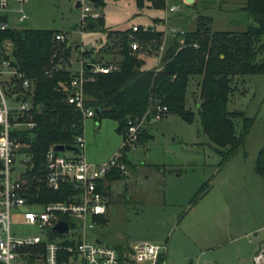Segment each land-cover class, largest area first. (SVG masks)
<instances>
[{
    "label": "rangeland",
    "instance_id": "obj_1",
    "mask_svg": "<svg viewBox=\"0 0 264 264\" xmlns=\"http://www.w3.org/2000/svg\"><path fill=\"white\" fill-rule=\"evenodd\" d=\"M77 3H82L92 12L98 13L99 18L104 21L102 27L86 29V24L92 23V20L85 19L84 28L81 8H76ZM157 3L158 0L145 1L141 8H137L135 0H102L99 6L89 0H30L25 7L28 19L17 23L11 15L9 26L15 27L16 30H51L63 34L66 40L62 44L71 46L68 61L70 73L74 74L82 60L85 63L93 59L97 64H117L121 58L120 45L114 32L126 31L133 26L159 34L156 40H133L132 42L139 43L140 50H131L136 58L144 61L143 69H157L160 68L162 55L168 48V40L178 38V32L194 31L198 16L212 19L213 32L241 33L250 23L242 10L245 0H193L192 3L169 0V4L179 6L178 11L173 14H165V0L162 6ZM171 29L176 32L175 37L169 33ZM80 53H86L88 56L82 57ZM199 82L198 77L189 82L186 97V109L195 114L197 105L201 103ZM232 86L227 111L243 113L245 117L253 120L243 148L225 162L223 156L218 153L225 150L216 147L202 133L197 115L191 123L184 122L175 115H165L156 125L142 131L143 141L127 154V159L137 168V172L134 176H122L113 184L108 197L111 219L109 213L104 218L103 226L88 229V241L97 237L105 244L113 246L118 241L116 238L123 235L150 237L154 233L151 218L156 214L149 209L141 215L136 214L134 205L128 203V195L133 194L132 188L137 182L136 195L144 199L149 196L160 199L161 193L165 194L168 207L160 212L159 217L166 218L175 212H181L182 217L188 208L187 204L200 190L204 193L202 204L205 206L211 209L218 206L233 207L235 216L230 218L227 211V217H223L226 221L221 222L222 229L211 224L212 237L206 246L214 248L215 245H220L218 248L230 249L260 248L259 252H264V179L254 174L252 164L261 147H264V75L235 77ZM234 123L237 131H240L241 121L236 119ZM116 129L117 124L113 120L84 121V157L88 163L97 164V161L101 160L106 162L119 151L122 138L116 133ZM146 135H150L151 139L145 138ZM160 186H163L162 192ZM182 187L192 188L194 191L184 205L178 195V189L181 190ZM189 212L182 220L180 228L177 230L174 226L168 234V237L173 235V241L179 237L183 242L184 225L194 214ZM240 220L244 226L239 225ZM255 226L262 229L251 231ZM174 229L176 230L173 232ZM11 230L23 233L26 227L13 225ZM217 233L220 238L215 240L214 234ZM138 239L149 240L145 237ZM177 248L187 247L183 243ZM189 248L196 247L190 245ZM176 263L188 264L180 260ZM197 263L198 259L191 262Z\"/></svg>",
    "mask_w": 264,
    "mask_h": 264
},
{
    "label": "trees",
    "instance_id": "obj_2",
    "mask_svg": "<svg viewBox=\"0 0 264 264\" xmlns=\"http://www.w3.org/2000/svg\"><path fill=\"white\" fill-rule=\"evenodd\" d=\"M145 1L151 0H135L136 7L141 8ZM157 4L162 6L163 0H158ZM242 10L250 23L241 33L213 32L212 19L198 16L194 31L168 40V48L161 59L162 68L158 72L143 69L144 61L133 55L130 44L133 40H156L159 34L143 30L140 26L136 32L132 28L114 32L119 38L121 56L115 64L117 69L107 75H96L93 81L84 85V108L98 111L93 118L96 122L101 119L115 121L116 133L121 138L127 131L128 120L140 117L151 103L165 107L168 115L178 116L187 123L193 122L197 115L202 133L216 147L225 150L218 153L225 162L228 161L243 148L253 125V120L243 113L227 111L232 80L235 77L264 75V0H245ZM103 23L102 18L95 22L92 20V23L86 24V29L102 27ZM55 34L58 33L34 29L0 32V49L2 42H10L12 65L34 85L33 120L37 126L27 132L22 141L28 145L24 152L28 153L32 162L31 170L23 176L30 201L37 204L62 202L70 195V188L66 185L58 191L46 188L45 154L51 147H72L75 137L83 131L81 113L66 101L65 88L74 74L69 70L52 71L60 60L69 65L71 51L70 45H59L54 41ZM80 55L88 56L86 53ZM89 63L97 64L93 59ZM194 77L200 78L201 103L196 107V114L186 109L187 90ZM236 119L241 121L240 131L236 129ZM30 133L33 134L31 137ZM146 136L151 139L150 135ZM143 139L141 134L139 144ZM123 161L129 165L126 151ZM255 173L264 177V150L257 155ZM106 178L119 180L122 175L113 171ZM203 195L200 190L189 206L196 204ZM94 221L102 225L104 219L95 218ZM116 249L122 256L126 254L124 247ZM163 259L159 258L157 264H162ZM120 264L132 262L123 258Z\"/></svg>",
    "mask_w": 264,
    "mask_h": 264
},
{
    "label": "built area",
    "instance_id": "obj_3",
    "mask_svg": "<svg viewBox=\"0 0 264 264\" xmlns=\"http://www.w3.org/2000/svg\"><path fill=\"white\" fill-rule=\"evenodd\" d=\"M29 1L0 0V18L6 17L5 23L0 22V32L16 29L9 26L11 15L15 17L17 23L28 19L25 7ZM181 1L185 3L184 0ZM165 2V14L178 11V5L169 4V0ZM80 8L83 27L85 19L99 18L98 13L92 12L82 3ZM137 30V26L132 27L133 32ZM169 33L175 37L176 32L173 29L169 30ZM178 33L182 35L184 32ZM65 40L63 34L58 33L54 36V41L57 43H64ZM2 44L0 50V264H120L123 258H127L132 264H157L159 258L167 252L166 244L130 243L121 246L126 251L122 256L115 246L88 241L86 231L97 226L95 218H105L107 214V200L103 186L106 175L116 171L122 176H129L128 165L123 161L125 151L128 154L129 151L135 150L142 131L160 122L167 115V109L157 103H151L140 117L129 119L127 131L122 137L121 148L104 163L92 164L85 160L83 131L74 139L72 147L75 148V152L58 153L53 147L49 148L45 154L44 184L52 191H58L62 185H66L70 188V195L62 202L33 203L30 201L27 182L23 176L26 171L31 170L32 162L28 153L24 152L28 145L22 140L25 139L23 136L27 132H31L37 126L33 120L34 85L12 65L10 42L4 41ZM130 47L132 51L140 50L137 42H131ZM193 47L197 48L196 45ZM161 50L163 52V48ZM87 64L93 66L89 71H85ZM161 68L162 65L155 69V72L160 71ZM116 69L112 64H84L81 61L79 69L67 84L66 101L81 113L83 128L84 121L95 116L93 109L84 108V85L93 81L94 76L107 75ZM63 70H69V65L60 60L52 71ZM32 135L30 133L29 137ZM60 221L68 226V231L64 234L53 231ZM13 225L25 226L26 230L23 233L12 232ZM253 263L264 264L263 251L253 257Z\"/></svg>",
    "mask_w": 264,
    "mask_h": 264
},
{
    "label": "crops",
    "instance_id": "obj_4",
    "mask_svg": "<svg viewBox=\"0 0 264 264\" xmlns=\"http://www.w3.org/2000/svg\"><path fill=\"white\" fill-rule=\"evenodd\" d=\"M75 71H77L75 69ZM264 150V147H261ZM111 156V155H109ZM108 158V157H107ZM257 155L253 161V171L255 173V162H256ZM107 161V160H106ZM100 162H104V160L97 161V164ZM129 163H131L128 160ZM128 168L130 169L129 175L132 174L134 176L137 172V168L131 164L128 165ZM131 176V177H132ZM179 176V175H178ZM257 176V175H256ZM259 177V176H257ZM264 179V177H260ZM118 181L114 180L112 178H105L104 179V193L107 200V214H109V217L111 219L112 212H110V191L112 189L113 184ZM257 183V181H255ZM136 185L138 183L136 182L132 188L133 194L131 196L128 195V203H132L136 209L134 211L136 214H143L146 210H150L151 212H154L156 215L152 217V228H155L154 233L150 237L148 236H135L133 237H127L125 235L121 237H117L115 243L113 246L119 247L124 246L130 243H137V242H148L151 244H166L167 245V252L163 256V263L162 264H177L176 262L178 260L186 262L188 264H191L193 259H198L197 264H254L253 263V257L259 252L260 248H218V245H215L214 248L206 246L209 241H211L212 234H210V226L211 224H215L218 227L221 228V222H225L226 219H223V217H227V211L230 218L233 217V207L227 208V206H218L216 209H211L210 207L205 206L203 203L204 197L202 196L197 204H194L195 206L191 208L189 206L190 203L187 204L188 208L185 209L181 217V212L170 214V216L165 217H159L160 212L165 210V208L168 207V204L166 202V197L164 193H161L160 199H154V196H149L148 198L144 199L141 196L136 195ZM162 187V188H161ZM163 186H160L161 192L163 191ZM128 192V187L125 188V193ZM193 189L191 188H181L178 189V195L182 198L181 204L184 205L187 203V200L191 197V194H193ZM134 196V197H132ZM152 205V206H151ZM150 206V207H149ZM192 212L193 217L192 219L187 222L186 225H184V240L183 242L180 240L179 237L175 241H173V235L168 237V234H170L172 227L175 226V228H180L182 220L187 216L186 214L188 212ZM189 212V213H190ZM105 216V218H106ZM139 216V215H137ZM235 216V215H234ZM234 218V217H233ZM104 219V218H103ZM223 219V220H222ZM240 226H244L243 222L239 221ZM103 226V225H97ZM253 227V226H251ZM222 229V228H221ZM261 227L255 226L251 229V231H259L261 230ZM176 229L173 230V232ZM223 233V232H222ZM148 238L149 240H141L138 238ZM215 240L220 238V235L217 233L214 234ZM100 242L99 238L95 237ZM94 239V238H93ZM185 244L187 248H177L178 246L181 247V244ZM195 246L196 248H189V246Z\"/></svg>",
    "mask_w": 264,
    "mask_h": 264
},
{
    "label": "water",
    "instance_id": "obj_5",
    "mask_svg": "<svg viewBox=\"0 0 264 264\" xmlns=\"http://www.w3.org/2000/svg\"><path fill=\"white\" fill-rule=\"evenodd\" d=\"M185 2H190L192 3L193 0H184ZM90 2H92L95 6H99L100 3H101V0H90ZM76 8H80V3H77L76 4ZM6 21V17H2L0 18V22H3L5 23ZM92 65L90 64H87L85 66V71H89L92 69ZM96 114H98V111L96 110L95 111ZM53 150L55 152H58V153H64V152H75V148L71 147V146H55L53 148ZM22 211H25V210H22ZM53 231L54 232H57V233H60V234H64L68 231V226L63 222V221H60L54 228H53ZM93 241L95 243H101L99 240H97L96 238L93 239Z\"/></svg>",
    "mask_w": 264,
    "mask_h": 264
}]
</instances>
